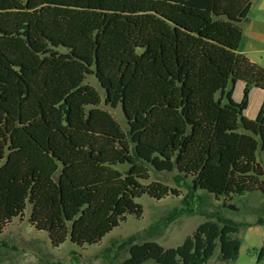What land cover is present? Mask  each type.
I'll use <instances>...</instances> for the list:
<instances>
[{
	"label": "trees",
	"instance_id": "16d2710c",
	"mask_svg": "<svg viewBox=\"0 0 264 264\" xmlns=\"http://www.w3.org/2000/svg\"><path fill=\"white\" fill-rule=\"evenodd\" d=\"M251 2L0 0V229L29 206L27 223L53 248L67 238L99 245L127 216L141 217V196L179 195L144 184L150 167L176 171V188L188 191L181 214H199L198 191L264 197V101L244 117L264 69L238 55ZM87 75L104 105L120 106L126 132L99 108ZM238 232L205 221L176 247L131 245L121 264H211L216 250L230 264ZM255 264H264V235Z\"/></svg>",
	"mask_w": 264,
	"mask_h": 264
},
{
	"label": "rangeland",
	"instance_id": "374dc122",
	"mask_svg": "<svg viewBox=\"0 0 264 264\" xmlns=\"http://www.w3.org/2000/svg\"><path fill=\"white\" fill-rule=\"evenodd\" d=\"M84 84L91 86L101 98L99 108L109 112L126 132L127 125L120 106L104 105L105 93L93 75H87ZM256 162L264 172V151L256 153ZM144 184L157 182L168 188L177 189V197L167 196L156 201L147 195L136 200L142 207L140 218L127 216L125 222L107 234L99 245L78 248L67 238L59 247L53 248L44 232L34 230L27 223L29 206L24 216L12 220L0 229V264H121L128 257L131 245L152 241L163 248L180 245L198 225L205 221L220 219L239 227L235 237L240 240L237 259L230 264H255L259 249L263 246L264 226L257 223L264 207V197L259 192L230 195L227 199L198 191L202 207L197 215L181 214L185 209L186 189H178L174 183L176 171L159 173L151 167ZM264 178V177H263ZM234 209L222 207V203ZM225 204V205H227ZM211 264H223L216 256Z\"/></svg>",
	"mask_w": 264,
	"mask_h": 264
},
{
	"label": "crops",
	"instance_id": "0c3cea01",
	"mask_svg": "<svg viewBox=\"0 0 264 264\" xmlns=\"http://www.w3.org/2000/svg\"><path fill=\"white\" fill-rule=\"evenodd\" d=\"M242 40L238 55L264 69V0H252L248 18L240 23ZM244 83L239 81L232 91V99L239 103L242 99ZM264 101V91L252 88L249 93L248 107L244 117L253 120Z\"/></svg>",
	"mask_w": 264,
	"mask_h": 264
}]
</instances>
